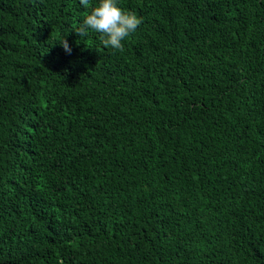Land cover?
I'll return each instance as SVG.
<instances>
[{"label": "trees", "instance_id": "16d2710c", "mask_svg": "<svg viewBox=\"0 0 264 264\" xmlns=\"http://www.w3.org/2000/svg\"><path fill=\"white\" fill-rule=\"evenodd\" d=\"M95 2L0 0V264H264V0Z\"/></svg>", "mask_w": 264, "mask_h": 264}, {"label": "clouds", "instance_id": "9594fccd", "mask_svg": "<svg viewBox=\"0 0 264 264\" xmlns=\"http://www.w3.org/2000/svg\"><path fill=\"white\" fill-rule=\"evenodd\" d=\"M141 23L142 18L133 11H126L119 0H96L75 31L80 36L95 32L102 45L120 49L125 38L135 33ZM61 43L67 52L71 51L66 40Z\"/></svg>", "mask_w": 264, "mask_h": 264}]
</instances>
